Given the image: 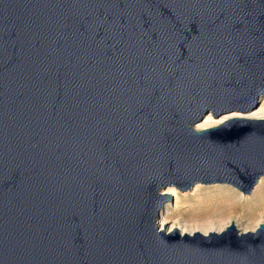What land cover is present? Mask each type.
I'll list each match as a JSON object with an SVG mask.
<instances>
[{
  "label": "water",
  "instance_id": "obj_1",
  "mask_svg": "<svg viewBox=\"0 0 264 264\" xmlns=\"http://www.w3.org/2000/svg\"><path fill=\"white\" fill-rule=\"evenodd\" d=\"M264 0H0V264H264V224L160 230L264 177Z\"/></svg>",
  "mask_w": 264,
  "mask_h": 264
},
{
  "label": "rangeland",
  "instance_id": "obj_2",
  "mask_svg": "<svg viewBox=\"0 0 264 264\" xmlns=\"http://www.w3.org/2000/svg\"><path fill=\"white\" fill-rule=\"evenodd\" d=\"M262 93L259 98V107L256 110L264 109V92ZM223 117L216 120L220 121ZM172 197V206H165L159 226L163 216L169 228L178 224L180 226L202 221L220 222L227 218V214L224 212H227L231 206L236 208L237 213L228 218L227 222H230L229 225L227 224L228 226L235 224L240 232L247 233L256 231L259 225L264 223V177L260 179L252 194L248 196L230 185L219 184L196 185L192 191L186 193L178 191V195ZM208 210H216L214 211L216 214L214 216L204 215Z\"/></svg>",
  "mask_w": 264,
  "mask_h": 264
},
{
  "label": "bare ground",
  "instance_id": "obj_3",
  "mask_svg": "<svg viewBox=\"0 0 264 264\" xmlns=\"http://www.w3.org/2000/svg\"><path fill=\"white\" fill-rule=\"evenodd\" d=\"M224 116V117H223ZM222 119L220 121H217L215 117H213L211 114L208 115L205 120L199 124H197L194 129L197 131H203L207 130L213 127H217L221 125L222 123L229 121L234 118H241V119H246V120H264V109L256 110L254 112L250 113H239V112H233V113H227L223 115ZM165 195H171V196H177L178 195V190H176L175 187H170L165 193ZM216 210H208L204 213V215H210L214 216ZM236 208L234 206H231V208L228 209L227 212H224V214H227V218L224 220H220V222H216L214 220L211 221H202V222H195L193 224H186V225H174L171 228L168 227L166 223V219H164L160 223V230L163 231L165 228V231L171 232L174 230H179L182 234H194L196 232H200L203 234H208L211 232H217L220 233L222 232L225 227L229 225L230 222L228 221V218L235 216L236 214ZM213 219V218H212ZM232 223V222H231ZM228 224V225H227ZM264 223H261L262 225Z\"/></svg>",
  "mask_w": 264,
  "mask_h": 264
}]
</instances>
